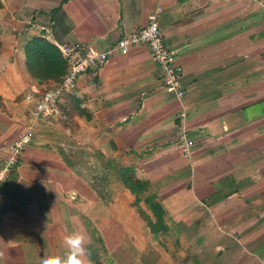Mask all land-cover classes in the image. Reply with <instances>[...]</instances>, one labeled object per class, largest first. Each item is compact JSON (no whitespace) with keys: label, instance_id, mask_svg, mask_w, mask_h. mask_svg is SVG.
Returning <instances> with one entry per match:
<instances>
[{"label":"crops","instance_id":"1","mask_svg":"<svg viewBox=\"0 0 264 264\" xmlns=\"http://www.w3.org/2000/svg\"><path fill=\"white\" fill-rule=\"evenodd\" d=\"M158 4L184 97L164 89L144 44L82 74L0 184V264L63 256L75 232L88 264H166L121 167L148 184L167 225L158 234L191 264H264V0H0V169L26 132L27 95L55 82L29 74L26 44L103 50ZM217 191L226 195L212 203Z\"/></svg>","mask_w":264,"mask_h":264},{"label":"built area","instance_id":"2","mask_svg":"<svg viewBox=\"0 0 264 264\" xmlns=\"http://www.w3.org/2000/svg\"><path fill=\"white\" fill-rule=\"evenodd\" d=\"M230 1V0H224ZM163 7L158 4L148 14L146 22L141 27L124 34L116 42L103 50L78 43H62L57 47L64 58L67 71L60 82L33 96V106L30 112V121L26 132L6 147L8 156L0 169V184L7 181L13 169L19 164L23 151L33 140V133L38 121L57 117L59 114L58 102L68 92L76 87L78 78L89 70L96 68L116 53H126L132 46L144 44L155 60L158 75L164 89L178 100L184 97V89L180 83L181 67L172 58V53L165 43L159 26V16ZM179 121L183 123L187 113L181 110ZM181 150L184 156L191 153L193 142L187 138L185 130L180 134Z\"/></svg>","mask_w":264,"mask_h":264},{"label":"trees","instance_id":"3","mask_svg":"<svg viewBox=\"0 0 264 264\" xmlns=\"http://www.w3.org/2000/svg\"><path fill=\"white\" fill-rule=\"evenodd\" d=\"M58 53L59 50L54 46L47 44V42L45 43L43 41L35 40L27 43L25 46V66L27 71L33 78H36L40 82L43 80L47 81V79L54 80L55 82L53 85L60 82L65 74V67L62 62L63 58H60L59 60L57 59V56L59 55ZM51 86H46L45 89ZM116 174L121 184L134 196L133 206L136 207L138 213L145 214V211L140 205L141 201L148 205V208L153 214L152 217L148 216V214L146 215L147 225L150 232L157 235L159 232L166 231L167 225L163 218V210L161 205L155 201L154 193H147L148 184L143 180L137 179L133 175L132 170L128 168L121 167L116 170ZM225 195L226 194H223V192L217 191L211 202H217Z\"/></svg>","mask_w":264,"mask_h":264},{"label":"clouds","instance_id":"4","mask_svg":"<svg viewBox=\"0 0 264 264\" xmlns=\"http://www.w3.org/2000/svg\"><path fill=\"white\" fill-rule=\"evenodd\" d=\"M65 252L63 256L39 257L35 264H88L86 259L85 237L79 232L65 235L63 238Z\"/></svg>","mask_w":264,"mask_h":264},{"label":"rangeland","instance_id":"5","mask_svg":"<svg viewBox=\"0 0 264 264\" xmlns=\"http://www.w3.org/2000/svg\"><path fill=\"white\" fill-rule=\"evenodd\" d=\"M74 139L75 138H73V141H74ZM73 141H72V143L74 144L75 142H73ZM72 143H70V144L73 146ZM89 159H90V157H89ZM140 216L142 217L143 215H140ZM142 218L144 220V217H142ZM152 237L155 240L152 242L151 245H154L155 242H159L161 244L160 247L157 245V249H158V251L160 253V256H164V258H167V261H166L167 263L166 264H191V260L193 259L194 256L190 255V252H188L189 249L187 251V249L184 246L178 247L179 243H178V246L172 245L173 241H170L163 234H161V235L158 234L156 236L153 235ZM152 253H153V255L157 256V253H156L155 249L152 251ZM195 262L196 261H194V263Z\"/></svg>","mask_w":264,"mask_h":264}]
</instances>
